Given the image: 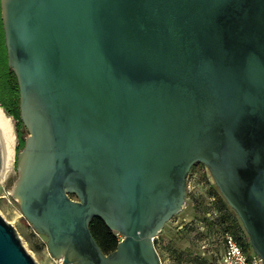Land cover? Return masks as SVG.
Wrapping results in <instances>:
<instances>
[{
  "label": "water",
  "instance_id": "95a60500",
  "mask_svg": "<svg viewBox=\"0 0 264 264\" xmlns=\"http://www.w3.org/2000/svg\"><path fill=\"white\" fill-rule=\"evenodd\" d=\"M1 12L22 150L31 139L19 203L61 264H161L151 236L183 209L196 163L264 264V0H1ZM93 217L122 234L116 249H101ZM0 264H38L1 214Z\"/></svg>",
  "mask_w": 264,
  "mask_h": 264
},
{
  "label": "rangeland",
  "instance_id": "374dc122",
  "mask_svg": "<svg viewBox=\"0 0 264 264\" xmlns=\"http://www.w3.org/2000/svg\"><path fill=\"white\" fill-rule=\"evenodd\" d=\"M10 118L14 128L16 140L15 153L17 155L18 138L15 127L16 121L14 118ZM24 127L26 138L29 135V131L25 125ZM18 177L19 173L17 170L6 182L0 184V214L15 227L24 247L38 264H61L62 259L56 257L49 251L47 244L48 236L39 231L24 216L19 201L14 197L13 189ZM215 190L220 192L209 168L203 163H196L195 167L190 169L187 176L186 203L183 209L177 214L179 216L178 220L186 222L192 218L194 212H202L204 208L199 201H212L213 197H216ZM207 205L211 207L209 203ZM208 210L216 211L217 213L222 212L220 207H216V209L212 207V209ZM175 229L176 227L169 220L154 238V247L159 254L161 264H220L223 257L221 243L223 230L219 233L216 232V229L212 230L203 243L197 242L198 246L196 247H185L187 242L184 238L178 241L177 244L174 243ZM116 233L119 239H121L122 234L117 231ZM202 244L207 246H202ZM246 249L249 254L253 251L251 245H247Z\"/></svg>",
  "mask_w": 264,
  "mask_h": 264
},
{
  "label": "trees",
  "instance_id": "16d2710c",
  "mask_svg": "<svg viewBox=\"0 0 264 264\" xmlns=\"http://www.w3.org/2000/svg\"><path fill=\"white\" fill-rule=\"evenodd\" d=\"M0 45L4 52V40H3V33L2 27L0 23ZM0 92L7 94L8 99H4L0 95V105L5 110L6 114L12 118H14L15 127H16V135L18 138L17 144V152H19L25 145V134H24V124L20 117V109L18 107V82L17 77L14 72L8 67L7 60L4 56H1L0 59ZM216 197L223 198L222 195L218 190L214 192ZM71 197H76L75 194H71ZM199 203L203 204V201H199ZM206 208L203 211H207ZM222 211L220 214V219L229 220L231 219L232 215L227 214L226 210L223 207H220ZM232 229L235 233L240 232L242 235H238V238L245 239L248 238V235L241 223H236L234 226H225V229ZM90 230L92 232L93 237L96 239L98 244L100 245L101 249L108 253L114 249H116L118 242L120 241L118 234L115 230L108 227V225L99 217H93L90 222ZM244 245H250L249 240L244 242Z\"/></svg>",
  "mask_w": 264,
  "mask_h": 264
},
{
  "label": "flooded vegetation",
  "instance_id": "af4514ba",
  "mask_svg": "<svg viewBox=\"0 0 264 264\" xmlns=\"http://www.w3.org/2000/svg\"><path fill=\"white\" fill-rule=\"evenodd\" d=\"M0 23L2 27L3 40H4V52L0 45V59H1V56H4L8 64V56H7L5 35H4L3 22H2L1 0H0ZM8 67H9V64H8ZM0 95L4 99H8L7 94L0 92ZM18 107L20 109L19 93H18ZM195 165L196 164H194L192 168L195 167ZM207 203H209L211 207H209ZM202 206L205 210L206 208L212 209V207L213 208L215 207L216 209V207H223L226 210L227 214H231L232 217L229 220H224V219L222 220L220 219L221 212L217 213L216 211L214 212V211L207 210V211H202V212L200 211L194 212L191 219H189L186 222H181L180 220H178L179 216L176 214L174 215L173 219L172 218L170 219V222L174 224V227H176L175 235H174L175 237L173 238L174 243L177 244L178 241L184 238L186 239V242H187V245L185 247H196L198 246L197 242L203 243L207 239L209 232H211L212 230L216 229V232L219 233L221 230H223L225 226H228V227L234 226L236 223H239L241 221L237 212L228 204V202L226 201L224 197L223 198L213 197L212 201L210 202L204 201ZM192 220H195V221H192ZM202 246H207V245L202 244Z\"/></svg>",
  "mask_w": 264,
  "mask_h": 264
},
{
  "label": "bare ground",
  "instance_id": "6f19581e",
  "mask_svg": "<svg viewBox=\"0 0 264 264\" xmlns=\"http://www.w3.org/2000/svg\"><path fill=\"white\" fill-rule=\"evenodd\" d=\"M23 108L26 111L27 107L23 102ZM0 128L2 130L5 146V164L2 173L0 174V184L6 182L15 171L18 170L19 177L16 181L15 187L13 189L14 197L20 201L19 189L21 186L23 175L27 169V165L31 160V139H29V144L26 149H23L19 155H16L15 151V134L14 128L12 125L11 118L8 117L2 107L0 106ZM160 232V231H159ZM152 235L151 238L154 241V238L159 233Z\"/></svg>",
  "mask_w": 264,
  "mask_h": 264
},
{
  "label": "built area",
  "instance_id": "2783aa9c",
  "mask_svg": "<svg viewBox=\"0 0 264 264\" xmlns=\"http://www.w3.org/2000/svg\"><path fill=\"white\" fill-rule=\"evenodd\" d=\"M242 235L240 232L235 233L232 229L223 230L221 243L223 247V257L220 264H263L262 258L252 251L247 252L244 242L249 238H238Z\"/></svg>",
  "mask_w": 264,
  "mask_h": 264
}]
</instances>
